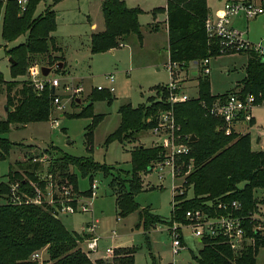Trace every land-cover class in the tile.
<instances>
[{"label": "trees", "instance_id": "trees-1", "mask_svg": "<svg viewBox=\"0 0 264 264\" xmlns=\"http://www.w3.org/2000/svg\"><path fill=\"white\" fill-rule=\"evenodd\" d=\"M19 1L0 0L4 42L11 43L27 36L24 43L8 51L13 80L5 82L0 72V87L6 91L7 108L11 107L8 120L0 121V162L9 158L15 146L4 137L13 125L47 122L51 116L52 89L47 87L38 93L28 80L18 79L24 77L28 67L34 63L52 69L62 63L63 68L57 67V70L66 74L64 56L52 54L60 51L53 37L58 27L56 11L50 6L36 16L38 6L46 0H27L25 6ZM53 1L56 4L60 0ZM142 12L140 8L128 7L123 0H104L102 14L105 30L91 36V53L113 51L132 35L142 44L143 33L139 23ZM159 13L167 14L170 63L177 64L182 70L196 63L201 65L200 71L203 73L202 62L205 59L223 55L219 41L210 39L206 31L205 22L211 16L207 0H167L166 8L152 11L154 17ZM231 54L236 53L226 55ZM247 55V75L235 90L214 96L209 77L203 74L198 78L197 98L185 103L171 105L166 85L155 88L157 99L150 98L147 104L138 108L131 104L120 108V126L107 138L105 145L133 142L137 133L153 129L160 114L170 110L174 111L180 134L188 138L192 153L186 163L192 160L193 170L186 178L183 194L174 197L169 226L175 223L187 226L189 221L186 214L191 211L201 210L219 217L224 214L217 207L219 201H240L243 215L252 214L260 203L256 201V193L264 191V151L253 150L249 134L240 135L233 130L226 135L223 120L210 116L202 105L203 102L211 104L218 96H246L264 89V61L256 53ZM89 98L92 103L72 117L93 118L86 135L91 151L94 130L103 120V116L94 114L93 102H111L113 94L97 90ZM73 104L78 105V102ZM193 136L195 140L191 142ZM47 152L54 157L50 158L46 168L33 163L32 160L38 155H29L26 161L17 162L16 167L11 166L7 181L0 183V197L9 195L11 185L16 182L29 196H34L36 189L47 195L50 183L56 191L67 186L78 192L76 171L83 177H91L92 183L94 177L102 173L104 177L112 178L109 186L115 193L116 205L122 217L139 211L140 222L144 223L146 231L166 223L151 210L141 209L136 202L137 195L143 190L141 174L151 172L152 163L163 158L164 150L161 147H135L131 151L133 171L128 177H123L121 172L114 174V166L100 164L92 157L71 156L57 148ZM48 175L52 177L51 181L47 180ZM190 190L193 192L192 198L188 196ZM89 194L83 193L85 196ZM252 224L248 221L247 234L255 238V243L246 246L241 254L233 253L222 238L208 237L201 241L203 247L194 256L196 264H256L258 252L264 248V236L258 234ZM82 239L78 233L70 232L65 227L52 206L0 204V264H37L32 261V256L42 251L48 257L46 264H135L136 247L116 249L111 257H92L80 248Z\"/></svg>", "mask_w": 264, "mask_h": 264}, {"label": "rangeland", "instance_id": "rangeland-1", "mask_svg": "<svg viewBox=\"0 0 264 264\" xmlns=\"http://www.w3.org/2000/svg\"><path fill=\"white\" fill-rule=\"evenodd\" d=\"M234 1L241 0H207V6L214 13L213 18H216L217 13L226 3ZM124 2L128 7L134 5L143 11L139 16V23L144 34L143 42L140 44L138 38L132 35L131 40L127 41L124 47L119 46L113 51L102 54L91 53V34L93 33L91 20L99 25L104 22L101 0H60L56 4L53 0H46L40 3L36 16L50 6L57 13L58 27L53 37L60 51L52 54L53 56H64L66 64L64 68L66 74L58 72L55 66L49 78L60 77L63 84L69 82L66 78L74 77L76 81L83 79L85 93L80 97L81 103L74 105L67 99V94L59 89L57 94L65 102V111L57 110L52 104L49 121L32 123L27 126L17 124L12 126L10 132L4 137L15 146L9 158L0 162V183L7 181L11 166L16 167L17 162L26 161L29 155L54 157L47 152L53 148L75 157H92L100 164L114 166V174L121 172L123 177H128L133 171L131 151L137 146L152 147L160 140V137L156 136L151 129L137 133L133 142L123 144L114 142L105 145L107 138L120 126L119 111L122 106L131 104L138 108L140 105H145L148 99L158 98L155 88L169 85L172 82L167 33L164 29H160V23L152 24L153 18L150 14L154 9L166 8L167 1L125 0ZM231 26L242 32L245 40L264 48L263 15L252 19H246L243 16L232 18ZM1 33L2 24L0 23V72L5 82H10L13 78L8 51L24 43L27 36L24 35L14 42L6 43ZM247 64V53L223 54L211 58V74L208 76L211 93L218 95L235 90L247 75ZM36 66L42 65L31 64L26 75L18 80L27 81L30 70ZM200 68H202L201 65L198 66L196 63L189 64L183 70L175 68V81L184 83V92L192 97L197 95L198 78L204 74ZM110 75L115 77V93H113L112 101L93 102L94 114L103 116V120L94 130L93 145L90 151L86 135L93 123V118H74L72 115L81 112L83 108L92 103L89 97L93 91H97V87H109L107 77ZM9 110L11 107L7 108L6 91L0 87V121L8 120ZM253 114L257 119V126L245 127L244 131L253 136L258 133L264 135V108L254 109ZM55 119L59 122L57 129L52 127ZM156 163L157 161L152 163L151 172L141 174L143 190L137 195L136 202L141 209H149L154 215L160 216L166 222L165 224H158L146 231L144 223L140 222L139 211L122 217L116 205L115 193L109 186L112 178H106L102 173L94 177V183L99 186L97 195L94 198H86L90 194L85 196L83 193L90 191L91 177H83L79 171H76L78 192L75 191V193L79 199L90 202L91 212L60 214L59 219L70 232L81 234L80 236L83 237V229L86 232L87 224L94 217L97 221L96 232L101 238L100 249L105 250L111 246L117 249L136 247L138 251L135 255V264H171L173 262L175 264H196L194 256L198 255L203 244L193 235V230L189 226L180 225L185 247L178 256H174L171 231L174 224L168 225L172 221L175 189L183 185L184 177L173 179L169 168L160 173L159 170L154 169ZM161 175H164L163 179ZM181 189L184 191V188ZM188 193V196L192 198V190ZM256 194L258 195L256 201H260L259 205L263 204L264 191H258ZM4 202L0 197V204ZM43 205L45 204L34 206ZM259 205L256 206L254 212L257 211ZM262 211L264 213V208ZM261 217L264 219L263 214ZM252 225L253 229L259 226L256 223ZM112 236H114L113 240ZM81 243L83 244V239ZM81 243L80 248L88 253ZM100 256L108 257L109 255L100 253ZM43 259L44 261L48 259L45 252ZM256 264H264V248L259 250Z\"/></svg>", "mask_w": 264, "mask_h": 264}, {"label": "built area", "instance_id": "built-area-1", "mask_svg": "<svg viewBox=\"0 0 264 264\" xmlns=\"http://www.w3.org/2000/svg\"><path fill=\"white\" fill-rule=\"evenodd\" d=\"M27 0H20L19 3L25 6ZM264 0H241L228 2L224 5L222 12L216 18L208 17L205 22L206 31L210 39H216L219 41L222 54L228 53H256L264 61V48L261 46L253 45L249 41L245 40L244 34L231 26V19L239 16H243L246 19L257 18L264 16ZM123 44L120 45L122 47ZM211 58L205 59L202 62L203 73L206 76L211 74ZM175 68H179L177 64L169 63V69L172 76V82L167 85L169 91V102L171 105L185 103L192 98L187 93L182 91L181 85L175 81L176 71ZM42 66H36L29 72L28 81L33 88L38 92H43L47 87L55 89L54 98L52 104L57 110L65 111V102L57 94L59 89H62L67 94L69 102H76L81 100V96L85 93V87L75 78H66L69 82L63 84L60 77H54L52 79L49 76L44 77L42 75ZM53 71V70H52ZM110 85L108 88L102 86L97 87L98 91L108 90L110 93H115L114 75L107 77ZM210 116L223 120L225 123V133L230 135L232 133L233 126L237 122L250 124L253 121L252 111L256 108H264V89L257 93L249 95L230 94L226 97L218 96L211 104L202 103ZM52 127L54 129L59 128V122L57 119L53 120ZM152 132L160 137L157 141V147H161L164 150V156L160 161H157L155 170H159L160 173L164 172L166 168L170 169V174L173 179L183 178V185L175 189V194H183V186L186 182V178L193 170V161L189 157L192 153V148L188 143V138L180 134V126L176 122V117L173 110L166 111L160 114L157 125L152 129ZM43 156V157H42ZM33 163L46 166L50 162V157L47 155H41L35 157ZM153 169V170H154ZM186 169V171H185ZM152 170V169H151ZM49 181L52 177L47 176ZM162 179L164 175L160 176ZM98 185L96 183L91 184L89 191L90 195L86 198H94L97 195ZM181 189V190H180ZM47 196L36 189L34 196H29L21 190L20 184L15 183L11 185L9 195L2 198L4 203H10L16 206L23 205H42L46 204L55 208L56 214H75L81 212H91L90 202L83 199H79L78 195L72 188L62 186L58 191L54 190L52 183L47 187ZM175 195V196H176ZM174 196V197H175ZM218 209L224 211L223 215L219 217H213L206 212L197 210L191 211L186 214L189 221V226L193 230V235L201 242L205 238H222L225 243L235 254H241L246 246L255 243V238L248 237L247 223H256L259 226L254 227V230L264 236V219L261 217L263 213L264 203L259 205L257 211L249 215H243V205L238 200H225L219 201L217 205ZM263 207V208H262ZM86 232L83 235V248L87 250V254L92 257H101L99 242L101 238L98 236L97 221L94 220L87 224ZM172 231L173 238V255L178 256L179 252L185 247L183 235L181 232V226L177 223L174 224ZM43 253L37 252L32 256V261L37 264H46L43 259ZM105 253L109 256L114 255V249L108 248ZM175 264V262L171 263Z\"/></svg>", "mask_w": 264, "mask_h": 264}, {"label": "crops", "instance_id": "crops-1", "mask_svg": "<svg viewBox=\"0 0 264 264\" xmlns=\"http://www.w3.org/2000/svg\"><path fill=\"white\" fill-rule=\"evenodd\" d=\"M104 0H101V10H102V3H103ZM125 1V0H123ZM128 1V0H126ZM167 1V0H166ZM131 7L130 8H136L134 7V5H130ZM223 9V8H222ZM222 9L221 11H219L217 13V16L220 15V13L222 12ZM211 12V17H213L214 13H212V11L210 10ZM152 15V11L150 13ZM103 15V14H102ZM152 18H153V23L152 24H157V23H160L161 24V28L160 29H164L167 33V37H168V44H169V33H168V25H167V14L166 13H163V14H158L156 17H154L152 15ZM159 24V25H160ZM151 26V25H150ZM150 28V27H149ZM91 29L93 31V33L91 34V36L93 34H96V33H101L105 30V23L103 22L102 25H99L94 23L93 20H91ZM160 29L158 31H160ZM157 31V32H158ZM157 34V33H156ZM159 34V33H158ZM144 35V34H143ZM145 37V36H144ZM131 40L130 38L128 39V41ZM127 43H123V46L124 47ZM121 48V47H120ZM66 65V64H65ZM72 77V76H71ZM74 78V77H72ZM79 81L82 82L83 84V79H78ZM179 85H181L182 87V91L184 92L183 88H185V84L184 83H179ZM186 93V92H185ZM220 95V94H218ZM197 96V95H196ZM216 96V95H214ZM8 110V109H7ZM254 110L252 111V115H253V121L250 123V124H245V123H241V122H237L234 126H233V129L236 133L240 134V135H245V134H249L251 136V140H252V148L254 151H264V135L263 134H256L255 136L251 135V133H247L244 131V128L245 127H255L257 126V119L256 117L254 116ZM85 234L84 232V229H83V235ZM81 235V234H79ZM112 240L114 239V236L111 237ZM101 241V240H100ZM99 246H100V242H99ZM108 248H112V249H117L116 247H107L105 250L103 249H100L102 250L101 253L105 254V251L108 249Z\"/></svg>", "mask_w": 264, "mask_h": 264}, {"label": "water", "instance_id": "water-1", "mask_svg": "<svg viewBox=\"0 0 264 264\" xmlns=\"http://www.w3.org/2000/svg\"><path fill=\"white\" fill-rule=\"evenodd\" d=\"M10 62H11V59H10ZM57 67H59L60 69H62V68H63V64L60 63ZM52 70H53L52 68L42 67V69H41V71H42V75H43L44 77H47V76H49V75L51 74ZM52 93H53V94L55 93V89H54V88L52 89ZM77 102L80 104V103H81V100L78 99ZM194 140H195V139H194V136H193V137L190 139V141L192 142V141H194Z\"/></svg>", "mask_w": 264, "mask_h": 264}]
</instances>
